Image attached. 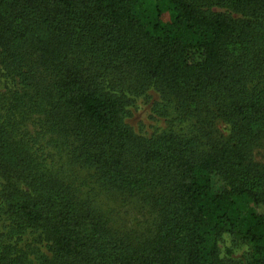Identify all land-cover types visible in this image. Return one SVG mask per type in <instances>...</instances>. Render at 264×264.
Here are the masks:
<instances>
[{"label": "trees", "instance_id": "16d2710c", "mask_svg": "<svg viewBox=\"0 0 264 264\" xmlns=\"http://www.w3.org/2000/svg\"><path fill=\"white\" fill-rule=\"evenodd\" d=\"M261 150L264 0H0V264H264Z\"/></svg>", "mask_w": 264, "mask_h": 264}, {"label": "rangeland", "instance_id": "374dc122", "mask_svg": "<svg viewBox=\"0 0 264 264\" xmlns=\"http://www.w3.org/2000/svg\"><path fill=\"white\" fill-rule=\"evenodd\" d=\"M149 110H150V104L145 105V107L142 110L137 112L135 118H133V122L137 123L142 118L146 119ZM217 124L220 132H226V130L224 129L223 122L219 121ZM256 157L260 160H264V150L257 151ZM237 200L243 212L246 211L252 205V200L247 195H240L239 197H237Z\"/></svg>", "mask_w": 264, "mask_h": 264}]
</instances>
